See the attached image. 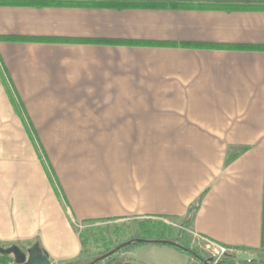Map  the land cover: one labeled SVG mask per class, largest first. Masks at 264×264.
Segmentation results:
<instances>
[{"label":"crops","instance_id":"obj_1","mask_svg":"<svg viewBox=\"0 0 264 264\" xmlns=\"http://www.w3.org/2000/svg\"><path fill=\"white\" fill-rule=\"evenodd\" d=\"M45 138H162L161 167L123 168L120 200L60 179L61 202ZM123 210L264 257V0H0V244L65 264L83 251L71 220ZM114 257L203 264L171 245Z\"/></svg>","mask_w":264,"mask_h":264},{"label":"rangeland","instance_id":"obj_2","mask_svg":"<svg viewBox=\"0 0 264 264\" xmlns=\"http://www.w3.org/2000/svg\"><path fill=\"white\" fill-rule=\"evenodd\" d=\"M40 140L46 146L47 156L45 153L42 155L35 145L34 152L38 154L46 167H48L47 160L49 165L51 161L53 162V186L56 190L58 188L61 202L63 201L61 200L62 192L59 189L60 179L65 183L68 179H73L80 184L85 181L87 184L85 188L88 186L90 190L96 189L99 185L100 189H106L108 194L114 195V198L118 195L120 200L123 196H130L131 191V176L125 175L127 172L131 174V171L123 168L135 167L137 163L140 165L142 161L147 160H151L156 169L158 166L161 167L162 138H45ZM28 146L33 147L32 142H29ZM92 195H95L93 191ZM115 206L118 205L114 204ZM123 211L126 217L112 220L89 223L71 220L75 233L78 234L83 245V251L80 257L65 264H90L120 245L134 239H142V237L153 240H172L195 251L203 260L212 258V248H203L199 245L186 229L185 223L164 218L147 220L143 216L134 215L135 213L129 210ZM111 258L112 261L116 259L114 255ZM223 259L225 257L221 260ZM6 260L8 258L0 256V264H9ZM254 260L261 262L264 261V257L259 256ZM106 263L104 261L101 264Z\"/></svg>","mask_w":264,"mask_h":264},{"label":"water","instance_id":"obj_3","mask_svg":"<svg viewBox=\"0 0 264 264\" xmlns=\"http://www.w3.org/2000/svg\"><path fill=\"white\" fill-rule=\"evenodd\" d=\"M151 242L152 241L145 240V239H135L132 241H128V242L120 245L116 249L106 253L105 255H103L99 258H97L96 260H94L90 264H98L104 260H107L108 258L115 255L121 249H123L127 246H131L133 243L149 244ZM169 243L182 248L184 251H189L187 248L181 247L180 245H178L176 243H173V242H169ZM0 256L1 257H12V259H13L12 264H52L50 257L41 248L39 243H35L32 247H30L28 249H22L17 245H12L10 247L5 248L0 244ZM235 256L239 261H242V262H250V261L255 259V257L253 255H251L247 252H238L235 254ZM202 261H203V264H212L214 262V258H209L207 260H202Z\"/></svg>","mask_w":264,"mask_h":264},{"label":"trees","instance_id":"obj_4","mask_svg":"<svg viewBox=\"0 0 264 264\" xmlns=\"http://www.w3.org/2000/svg\"><path fill=\"white\" fill-rule=\"evenodd\" d=\"M154 7H156V8H159V7H162V8H170V9H179V8H181L179 5H177V4H154L153 5ZM153 45H162V44H153ZM139 239V238H138ZM142 239H145V240H149V241H152L151 243H149V244H154V245H171V246H174V247H176V248H178L179 250H182V251H184L182 248H180V247H178V246H176V245H172V244H170L169 242H173V243H176V244H178V245H180L181 247H184L183 245H181V244H179V243H177V242H174V241H172V240H167V239H150V238H147V237H142ZM135 240V239H134ZM132 241V240H131ZM137 243H133L132 245H136ZM131 245V246H132ZM130 246H127V247H125V248H123V249H121L120 251H118L116 254H118V253H120L121 251H123V250H126V249H128ZM189 251H184V252H187L188 254H191L192 256H194L195 258H197V259H200V260H203V259H201L198 255H197V253L195 252V251H192V250H190V249H188ZM115 254V255H116ZM114 255V256H115ZM113 257V256H112ZM104 261H106L107 263L106 264H115V261H112V258L110 257V258H108L107 260H104ZM104 261H102V262H104ZM102 262H100V263H98V264H101ZM217 264H264V261H256V260H252V261H250V262H242V261H239L237 258H236V256L234 255V254H228L226 257H225V259H223V260H221V261H219Z\"/></svg>","mask_w":264,"mask_h":264},{"label":"built area","instance_id":"obj_5","mask_svg":"<svg viewBox=\"0 0 264 264\" xmlns=\"http://www.w3.org/2000/svg\"><path fill=\"white\" fill-rule=\"evenodd\" d=\"M212 248L213 254L212 258H214V262L212 264H215L219 260H221L223 257H226L228 254H231L233 251H230L222 246H217L212 243H209V248Z\"/></svg>","mask_w":264,"mask_h":264},{"label":"flooded vegetation","instance_id":"obj_6","mask_svg":"<svg viewBox=\"0 0 264 264\" xmlns=\"http://www.w3.org/2000/svg\"><path fill=\"white\" fill-rule=\"evenodd\" d=\"M6 258V257H5Z\"/></svg>","mask_w":264,"mask_h":264}]
</instances>
